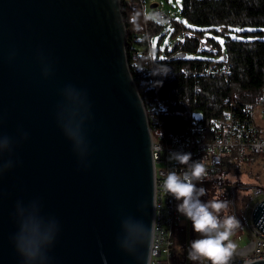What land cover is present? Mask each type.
Wrapping results in <instances>:
<instances>
[{"label": "water", "instance_id": "water-1", "mask_svg": "<svg viewBox=\"0 0 264 264\" xmlns=\"http://www.w3.org/2000/svg\"><path fill=\"white\" fill-rule=\"evenodd\" d=\"M126 35L121 0H0V264H25L21 223L57 233L47 264L149 263L152 242L135 256L118 244L127 224L154 220ZM253 219L264 232V200Z\"/></svg>", "mask_w": 264, "mask_h": 264}, {"label": "trees", "instance_id": "trees-1", "mask_svg": "<svg viewBox=\"0 0 264 264\" xmlns=\"http://www.w3.org/2000/svg\"><path fill=\"white\" fill-rule=\"evenodd\" d=\"M121 9L127 31V53L133 49L141 50L142 59L147 64L164 65L173 70L167 76L159 77L157 86L158 97L165 101V109L161 113V124L165 132L185 133L193 124L194 115L198 114L205 121L221 118L229 107L245 106L262 94L264 0H182L181 14L193 25L190 28L208 34L223 56L224 63L230 66L229 74L224 76L196 73L204 62L213 57L205 52H198L191 57L189 54L195 52L196 45L191 41L184 45L179 43L180 29L174 21L166 24L174 27L173 36H178V39L170 49L163 51L158 47L156 54L153 46V60H149L146 56L149 53V42H152L153 35L166 27L165 24L145 17L137 0H121ZM199 53L211 55V58L200 57ZM230 164V158H225L223 172ZM223 185L220 175L213 180L204 178L198 187L206 188L207 194L201 199L230 202V195L223 190ZM224 215L235 216L230 203L227 213H221V216ZM176 234L177 244L185 246L186 226L181 223Z\"/></svg>", "mask_w": 264, "mask_h": 264}, {"label": "built area", "instance_id": "built-area-1", "mask_svg": "<svg viewBox=\"0 0 264 264\" xmlns=\"http://www.w3.org/2000/svg\"><path fill=\"white\" fill-rule=\"evenodd\" d=\"M143 8L145 17L146 0H137ZM162 6V5H161ZM160 5L156 13H160L167 22L174 21L180 29L179 43L187 41L195 43L194 57L198 52L211 54L213 58L203 63L196 72L202 75H228L230 66L224 63L218 48L209 39L208 34H202L185 25L184 21L176 20ZM149 42V53L146 55L153 60L152 48ZM183 52V51H179ZM184 54H186L184 52ZM128 67L144 104L152 141V158L154 165V237L148 264H186L175 260L177 247V228L181 225V214L177 212L176 201L162 187L164 175L175 167L178 171L186 166L178 165L168 158L170 151H184L192 154V160H201L206 167V179L213 180L224 170L225 158L231 163L235 159L246 160L248 156H258L264 153V89L252 103L242 107H229L221 118L205 121L198 114L192 118L193 124L185 133H167L161 124V113L165 109V101L158 97V80L160 75H153L149 69L153 66L142 59L141 50L133 49L127 53ZM173 70L170 68V72ZM169 102V100L167 101ZM261 121V122H259ZM162 148V150H161ZM254 201L250 204L249 213L245 212L249 240L239 244L240 239L234 236L232 240L237 249L230 264H243L264 258V232L257 227L253 219L255 207L264 200V185L253 187Z\"/></svg>", "mask_w": 264, "mask_h": 264}, {"label": "clouds", "instance_id": "clouds-1", "mask_svg": "<svg viewBox=\"0 0 264 264\" xmlns=\"http://www.w3.org/2000/svg\"><path fill=\"white\" fill-rule=\"evenodd\" d=\"M151 19L167 23L160 13H153ZM153 75L167 76L170 72L164 65L147 68ZM162 150V148H161ZM168 158L178 165L186 166L178 171L175 167L164 175L163 190L176 201V210L192 224L198 238L190 241L188 260L193 264H230L236 254L237 245L232 240L240 221L227 213V200L210 199L203 201L207 189L198 185L204 182L206 167L201 160H192V154L184 151H170ZM154 222L146 225L143 221L127 224L125 233L118 240L119 247L129 255H137L139 247L146 242L151 244L154 237ZM53 231L42 232L38 227L21 223L15 236V246L25 264H47V253L54 244ZM148 264V259H147Z\"/></svg>", "mask_w": 264, "mask_h": 264}, {"label": "rangeland", "instance_id": "rangeland-1", "mask_svg": "<svg viewBox=\"0 0 264 264\" xmlns=\"http://www.w3.org/2000/svg\"><path fill=\"white\" fill-rule=\"evenodd\" d=\"M153 2H157L158 5H162L161 7L169 14L175 17L176 20L186 22L185 25L190 27L193 26L190 22L183 18L181 14L182 10V0H146V12L148 13V17L151 19L153 13H156V8H152L150 5ZM153 20V19H152ZM165 24V28L162 29L159 33L153 35L152 43L154 44V53H157L158 47H160L163 51L167 48H171L173 43L178 39L173 36L174 27ZM169 29L171 31H169ZM162 37V39H161ZM167 41V43H165ZM200 57L211 58V55H207L204 53H199ZM261 122V121H259ZM223 180L224 191H227L230 195V205H231V197H232V189L238 184L240 187L236 189V204L238 208V214L244 219L243 225L239 227L234 237L239 240V244L243 245L248 241L249 232L247 229V219L245 218V212L249 213V205L253 203V187L257 185H264V153L253 156L250 155L244 161L235 159L227 168L225 172L221 175ZM245 186V187H243ZM232 206V205H231ZM181 223L186 226L187 231V243L185 246H181L177 244L176 250L184 255L187 258L188 248L190 241L197 239L198 234L192 229L191 222L187 220L183 215L180 217ZM188 260V258H187ZM190 263L191 261L188 260Z\"/></svg>", "mask_w": 264, "mask_h": 264}, {"label": "crops", "instance_id": "crops-1", "mask_svg": "<svg viewBox=\"0 0 264 264\" xmlns=\"http://www.w3.org/2000/svg\"><path fill=\"white\" fill-rule=\"evenodd\" d=\"M248 240H249V238H248ZM175 252H176V254H175V260H176L177 262L186 263V264H193L192 261L189 263L188 260H187V258H186L184 255H182V254L178 251V249L175 250ZM205 264H207V262H205Z\"/></svg>", "mask_w": 264, "mask_h": 264}, {"label": "snow or ice", "instance_id": "snow-or-ice-1", "mask_svg": "<svg viewBox=\"0 0 264 264\" xmlns=\"http://www.w3.org/2000/svg\"><path fill=\"white\" fill-rule=\"evenodd\" d=\"M179 2V0H177V3ZM186 23V22H185ZM169 31H171L170 29H169ZM237 31H239V29H237ZM165 43H167V41H165ZM221 43H222V41H221ZM154 44H155V42H154ZM221 59H223V57H221Z\"/></svg>", "mask_w": 264, "mask_h": 264}]
</instances>
